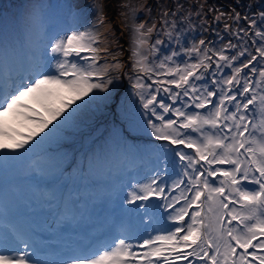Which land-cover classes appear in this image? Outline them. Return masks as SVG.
<instances>
[{"label":"snow or ice","instance_id":"1","mask_svg":"<svg viewBox=\"0 0 264 264\" xmlns=\"http://www.w3.org/2000/svg\"><path fill=\"white\" fill-rule=\"evenodd\" d=\"M96 7L102 12L100 5ZM183 7L180 2L175 4V10L165 7L159 16V27L157 23L135 25L133 55L138 59L133 69L146 76L155 73L158 77H170L166 81L157 79L155 90L148 91L153 89V84L143 83L138 74L135 87L145 116L150 114L155 118L146 121L150 134L157 141L165 142L166 148L175 146L174 155L191 185L181 189L184 181L174 182L168 191L181 189L180 196H172V202L165 207L171 209L173 202L179 200H183L185 206L168 217L175 226L143 240L139 247L144 251H133V244L120 239L111 250L90 258H74L70 264H177L178 261L186 264H193V261L198 264H264V30H261L264 23L257 25L255 18L242 17L235 8L224 12L210 5L207 12L218 13L212 17L215 21L227 16L236 24L241 19L248 22L250 27L237 29H232L229 23L224 24V30L230 31L241 43L228 40L216 49L208 47L211 41L200 39L190 47H183L180 44L182 30L178 31L179 22L175 19ZM196 7L199 15L204 4ZM259 16L264 21V12ZM180 20L188 21L189 16H181ZM96 24L103 26V15L98 17ZM41 25L42 16L36 11L32 27ZM249 32L253 33L251 41L255 54L245 39ZM154 33L157 36L163 33L168 41L175 40L181 51L173 50L158 64H150L148 56L142 55V49L147 46L150 53L155 54L164 43L157 38L149 44ZM99 42L100 33L95 25L84 31L66 32L51 43L50 51L57 54L55 65L51 67L44 58L47 45L43 53L37 49L26 61L16 63H10L5 50L0 48V153L5 160L17 158L23 150L30 155L29 166L36 171L45 172L55 163L47 147L74 122L81 110L99 98L98 92L110 90L116 79L112 70L123 66L117 55L107 47L101 49ZM231 50L237 51L228 55ZM101 51L114 63H98L102 59ZM181 54L193 62L176 63L174 57ZM225 67L231 69V75L218 78ZM209 69H213L211 73ZM207 75L211 76L207 83H196ZM165 84L168 86L162 87ZM172 86L182 91H174ZM160 91L168 93L172 103L159 98ZM183 97L191 104L184 101L181 107H174ZM54 100L58 101L55 106ZM33 103L43 111H38ZM250 106L256 107L250 109ZM189 107L204 111H186ZM253 110L259 113L257 122L249 115ZM168 113L174 114L176 119L166 118ZM10 117L18 123L30 121L31 126L25 125L27 132H20L9 122ZM181 146L192 149L193 153L183 151ZM214 165L217 167L213 168ZM93 166L90 162L89 168ZM209 177L217 178L218 183L210 181ZM159 180L157 175L148 183L137 185L139 192L132 191L128 203L147 202L151 198L169 201L166 186L158 183ZM187 193L193 195L189 198ZM193 205L200 211L189 212ZM12 242L0 235V253ZM15 242L23 244V250L15 255L0 254V264H29L27 249L31 245L24 239Z\"/></svg>","mask_w":264,"mask_h":264},{"label":"rangeland","instance_id":"2","mask_svg":"<svg viewBox=\"0 0 264 264\" xmlns=\"http://www.w3.org/2000/svg\"><path fill=\"white\" fill-rule=\"evenodd\" d=\"M80 2H83V5L75 7ZM177 2L182 3L184 6L175 17L179 22L178 31L182 30L180 44L183 47H190L194 41H199L200 39L211 41L212 43L208 45L210 48L214 44L217 45L216 47H221L222 43H226L228 40H232L233 43L237 44L241 43L236 37L231 35L230 31L224 30V24L229 23L232 29H237L239 27H250L248 22L241 19L236 24L227 16L222 17L220 21H215L212 17L218 15V13L207 12L210 5H216L218 9L224 12H230L232 8H235L236 11L241 13L242 17L247 15L255 18L257 25L264 23L259 16V13L264 12V0H75L76 4H74V7L72 6L74 12H78L83 7L86 8L87 12L90 11V8L93 9L95 14L93 15V21L90 23V28L95 25V30L100 33L99 47L101 49L109 48L112 53L117 55L123 65L120 69L112 70V75L116 79L110 86V90L106 93L98 92L99 98L88 106L93 118L87 128L82 127L83 131L90 135L89 139H94V142L99 146V152L102 149H108L113 153H118L119 150L126 152L127 149L133 152L138 139L145 142L156 140L150 134L151 129L146 126L148 118L154 120L155 118L151 117L150 114L147 117L145 116L141 101L136 95V76L138 74L141 75L143 78L142 82L145 84H153V89L148 91L155 90L154 81L157 79L166 81L170 77H158L155 73L146 76L143 73H137L133 69V64L138 59V57L133 55L135 25L145 23L147 26H151L152 23H157L159 27L161 11L165 7L175 10ZM46 4L47 0H0V11L3 10L1 21L4 22L0 25V42H3L4 39L12 41L17 36L25 38L26 36L35 35L42 28V25L41 27L33 28L32 16L36 11H39V6ZM199 4H204V9L197 15L198 9L196 5ZM97 5L101 6L102 12L97 9ZM229 5L232 7H229ZM206 12L207 15H205ZM101 15L104 18L103 26L96 24L98 17ZM186 15L189 16V20L181 21L180 17ZM261 30H264V28ZM252 36L253 33L249 32L247 39L251 41ZM221 37L223 40H221ZM157 38L164 40V43L159 46L160 51L158 53L151 54L147 46L142 49V55L148 56L150 64H158L163 57L169 55L173 50L181 51L175 40L168 41L163 33L159 36L154 33L149 40V44L154 43ZM42 46L44 47L45 45ZM230 52H233L232 55L235 54L234 51ZM56 58L57 54L53 53L52 60H56ZM107 59H109L107 63H114L110 56ZM174 59L176 63H183L185 60L189 63L193 62V59H189L184 54L174 57ZM213 68H215V64H213ZM211 71L212 69H209V73ZM210 78L211 76L207 75L204 80L209 81ZM196 83L199 85V81ZM167 86L165 84L162 87ZM172 88L174 91H182L176 89L175 86H172ZM158 96L164 99L166 103H172L168 93L160 91ZM184 101H188V98L183 97L182 100L176 101L174 107H181ZM188 102L191 104V101ZM92 104H96V106L92 108ZM185 110L189 112L204 111L194 107H189ZM39 111L43 110L40 108ZM86 111V109H83L77 115L84 118ZM158 111L162 110L158 109ZM165 116L166 118L176 119L172 113L165 114ZM258 120L259 118H256L253 122ZM13 126L18 129L21 127V123L16 122ZM67 128L73 130L71 125L67 126Z\"/></svg>","mask_w":264,"mask_h":264},{"label":"trees","instance_id":"3","mask_svg":"<svg viewBox=\"0 0 264 264\" xmlns=\"http://www.w3.org/2000/svg\"><path fill=\"white\" fill-rule=\"evenodd\" d=\"M127 16V15H126ZM123 26L125 27V24L123 23Z\"/></svg>","mask_w":264,"mask_h":264}]
</instances>
